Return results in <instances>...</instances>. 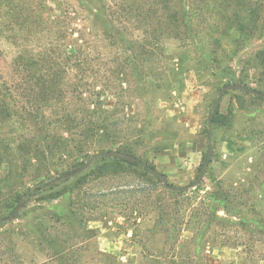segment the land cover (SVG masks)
Here are the masks:
<instances>
[{
  "label": "rangeland",
  "instance_id": "rangeland-1",
  "mask_svg": "<svg viewBox=\"0 0 264 264\" xmlns=\"http://www.w3.org/2000/svg\"><path fill=\"white\" fill-rule=\"evenodd\" d=\"M105 2L117 13L118 32L147 47L149 53L144 68L125 70V47L112 46L103 28L94 26L100 36L92 50L95 68L89 79H98L93 90L100 98L94 95L93 100L113 112L126 136L140 140L138 154L144 161L166 175L170 184L190 186L207 158L208 117L221 91L240 84L264 93V63L260 59L264 51V0ZM77 9L75 0H0V80L13 81L22 52L38 55L41 46L57 38L64 40V50L72 40V35L65 37L72 28L77 30L74 37L79 38V30L86 25L84 18L69 20ZM24 18L29 22L24 23ZM27 26H32V33ZM178 60L180 67L176 65ZM91 94L88 91L87 95ZM66 97L73 107L78 104L75 95ZM216 114L217 121L211 125L212 161L202 182L179 197L180 202L188 206L221 182L223 188L239 193L241 202L257 207L253 212L245 209L244 215L249 230L261 237L264 225L258 223L264 220V206L258 199L264 196V101L230 89L222 94ZM5 177L0 169V218L11 215L17 195L36 187V182ZM131 177L112 180L115 188L128 193L98 199L97 211L85 206L81 190L74 191L72 205L64 198L44 200L45 194L22 198L20 204L25 199L29 203L20 217L0 224V264H174L170 244L156 226L157 215L134 219L130 190L137 182ZM94 190L99 194L103 189ZM164 190L162 184L160 191ZM56 206L73 212L67 226L56 222ZM220 216L239 221L223 212ZM37 227L45 237L43 243L34 232ZM192 234L186 232L185 238L190 239ZM55 237L67 247L66 259L57 257L46 243ZM225 240L222 235L214 247H206L207 264H247L246 246H224ZM254 241L258 255L264 256V244ZM252 242L245 241L247 248ZM259 264H264V258Z\"/></svg>",
  "mask_w": 264,
  "mask_h": 264
},
{
  "label": "trees",
  "instance_id": "trees-1",
  "mask_svg": "<svg viewBox=\"0 0 264 264\" xmlns=\"http://www.w3.org/2000/svg\"><path fill=\"white\" fill-rule=\"evenodd\" d=\"M75 1L78 9L71 12L69 20L83 17L86 22L83 30H79V38L74 37L73 33L77 30L72 28L65 36L72 35V40L64 50V40L57 38L41 46L38 55L22 52L13 81L0 80V169L6 173L5 180L15 177L36 182L34 190L28 189L17 195L16 207L10 216L0 218V224L20 217L29 203L25 199L20 204L22 198L43 194L46 195L44 200L64 198L72 205L74 191L81 190L85 206L97 211L100 208L98 199L128 193L115 188L112 180L132 176L133 182H137L130 190L134 197V215L137 216L134 219H141L150 213L157 215L156 226L165 235L166 243L170 244L176 259L174 264H207L206 247L209 244L214 247L222 235L227 238L224 246L227 243L232 248L246 246L247 264H259L264 256L258 255L254 240L264 244V230L261 232L263 237L250 231L245 216V209L253 212L257 207L241 202L239 193L223 188L221 182L212 191L195 197L188 206L180 202L187 192L164 190L176 196L175 199H168L160 191L162 181L144 164L155 170L157 168L138 154L142 146L140 140L126 136L113 112L104 110L99 100H93L94 95L100 98V94H95L93 90L98 85V79H89V73L95 68L92 50L96 48L95 40L100 36L93 30L94 26L103 28L112 46L125 47L128 58L127 67H123L125 70L128 67L144 68L149 50L118 32L117 13L105 0ZM183 12L190 21L187 10L183 9ZM251 14L255 16L256 12L251 11ZM59 20L57 22L61 24ZM28 22L29 19L24 18V23ZM27 28L30 33L33 32L32 26ZM70 48H74L73 52L69 51ZM260 59L264 63V51ZM171 61L175 62V58ZM176 65L180 67V63ZM88 91H92L91 96L87 95ZM68 94L78 99L74 107L72 102L64 99ZM254 98L264 101L259 96ZM216 121L215 116L213 122ZM144 184L146 187H142ZM101 186L103 190L99 194L94 193V188ZM258 203L264 206L263 194ZM56 210V222L67 226L66 221L73 212L63 206H56ZM220 212L239 221H230L220 216ZM261 224L264 225V220L258 223ZM236 226L237 229L233 230ZM37 228L34 232L43 243L45 237ZM188 231L193 233L190 239L185 238ZM231 232H235L234 236ZM248 239L253 240L250 248L245 244ZM46 243L57 257L66 259L68 249L59 238H48ZM186 248L190 251L183 254Z\"/></svg>",
  "mask_w": 264,
  "mask_h": 264
},
{
  "label": "water",
  "instance_id": "water-1",
  "mask_svg": "<svg viewBox=\"0 0 264 264\" xmlns=\"http://www.w3.org/2000/svg\"><path fill=\"white\" fill-rule=\"evenodd\" d=\"M230 89L240 90V91L246 92L248 94H252L254 96H259V97L264 98V93L263 92H260L258 90H255V89L247 87V86H243V85H240V84H234V85L226 86L221 91V94H220L219 98L217 99V101L215 102V104L213 106V109H212V112H211V114L208 117V123H209V126H210V133H209L210 145H209V148H208V154H207L206 161L204 162V164H203V166H202V168L200 170L199 176H198L197 180L193 184H191L190 186H185V187L174 186V185L169 183V180H168L166 175H164L163 173L159 172L158 170H155V169H153L151 167H148L146 164H144V166L146 168H148V170L154 176H156L157 178H159L162 181L164 187L167 190H170L172 192L185 193V192H188L191 189L196 188L202 182V180L204 178V175L206 173V170H207V168L209 167V165H210V163L212 161V157H213V153H214V146H213V143H212V132H211L212 121H213V118H214L215 114L217 113V111H218V109L220 107L222 94L225 91H228Z\"/></svg>",
  "mask_w": 264,
  "mask_h": 264
}]
</instances>
